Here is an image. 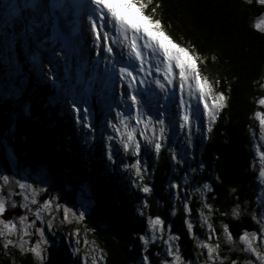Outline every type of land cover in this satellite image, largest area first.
Listing matches in <instances>:
<instances>
[{
	"label": "trees",
	"instance_id": "1",
	"mask_svg": "<svg viewBox=\"0 0 264 264\" xmlns=\"http://www.w3.org/2000/svg\"><path fill=\"white\" fill-rule=\"evenodd\" d=\"M14 2L21 7L22 16L29 15L31 9L23 8L26 0ZM11 3L13 0H0V171L11 173L12 160L17 168L30 173L45 169L52 177V191L63 195L60 202L74 206L79 194L87 189L94 208L84 220L85 230L103 248L104 264H139L143 256H148L151 264H164L168 231L180 237L176 243L186 262L200 258L198 239L189 235L185 220L193 224L200 240L209 241L201 212L215 230L210 242L216 244L219 237L218 264L220 260L223 264L247 262L239 236L245 231L261 233L253 217L261 219L262 209L259 173L264 168L260 162L264 128L256 113L264 114V106L258 104L264 98V32L257 30L255 23L264 15V5L257 0L251 4L247 0H153L148 11L160 5L155 18L174 43L200 57L197 67L201 75L215 94L226 97L227 106L209 125L204 123L207 117H203L200 105L201 119L192 121L193 138L180 127L169 128L159 156L142 146L144 159H140L147 168L143 182L152 189L144 194L136 186L137 178H130V171L121 170L119 162L110 163L106 155L109 141L104 144L102 140L107 120H115L108 105L128 111L113 99L116 85L112 90L105 88L99 79L105 71L101 74L98 70L97 79L90 83L93 76L87 78L85 89L80 86L79 93L77 76L82 71L66 62L64 78L58 74L52 80L44 77L38 57H28L19 41L10 46L13 35L21 31V26H13L9 19L10 8L6 5ZM53 42L51 37L46 38L40 54L51 53ZM61 81L72 89L63 88ZM152 88L155 90L154 85ZM77 96L80 105L92 112L91 132L83 122H76L71 101ZM172 111L178 110L173 107ZM5 144L10 145L9 160ZM173 154L176 160L171 158ZM172 183L180 186L178 191L170 187ZM205 183L211 192L203 188ZM185 197L191 215L183 210ZM205 204L213 210L211 213ZM233 209H238L240 215L234 216ZM149 217L162 219L165 232L162 239L146 247L140 237L149 234ZM224 225L232 233V243L223 237ZM56 248L66 264H81L72 258L67 239L63 238ZM0 264L38 262L30 251H7L0 245Z\"/></svg>",
	"mask_w": 264,
	"mask_h": 264
},
{
	"label": "snow or ice",
	"instance_id": "2",
	"mask_svg": "<svg viewBox=\"0 0 264 264\" xmlns=\"http://www.w3.org/2000/svg\"><path fill=\"white\" fill-rule=\"evenodd\" d=\"M247 2L251 4L252 0H247ZM257 3L264 5V0H257ZM152 5L153 0H26L23 8L31 9V14L28 16L21 15V7L14 0L10 5H6L10 8L9 19L12 20V25L21 26L18 35H13L10 46L19 41L27 49L29 41H38L39 37L51 27L53 29L51 39L54 42L56 40L62 41L61 48L53 51L54 56H60L62 53L70 56L72 52L76 51L74 47L70 46L68 38L58 28L61 17L67 21L69 10L73 8L76 10L74 15L77 19L71 21V23L77 25L72 30L73 36L78 34L80 25L84 23V20L80 17L83 15L86 18L87 31L92 36L96 56L101 57L102 53L105 54L101 59L95 61V66L101 63L111 65V68H105L104 77L99 79L105 88L112 90L116 83L115 77L118 75L120 86L124 89L120 95V103H123L128 111L117 110L114 118L116 122L108 119L107 126L112 129L115 137L119 138L117 143L120 144L123 151L137 158L131 165H124V168L134 173L138 181L136 186L144 194L151 193L152 189L143 182L147 168L140 159L142 145L140 140L137 139V130H139L140 138L144 141V147L146 149L150 147L159 156L167 142L169 128H174L177 123L180 129L186 130L190 138L193 119H201L200 105H203L202 115L208 118L209 125L216 121L220 110L227 106L226 97L223 94H215L207 78L201 75L200 69L197 67L200 57L195 55L192 50L178 46L173 42L165 32L161 21L155 18L156 9L160 5L153 6L150 13L148 9ZM57 10L60 12V16L56 15ZM255 28L264 32V19L256 23ZM39 43L42 44L43 41ZM113 46L119 49L118 53L114 51ZM117 55L121 60H126V63H119L118 66ZM33 59L35 60L36 57L34 56ZM148 77H151V79H147ZM96 79L97 76L94 71L90 83ZM153 85L158 93L153 90ZM87 90L91 91L90 88ZM193 100L196 101L195 105L191 103ZM81 102V100L73 97L71 101L72 111L76 113V122H83V126L91 132L94 126L89 123L90 110L87 107L83 108V115L81 116V108L79 107ZM258 104L264 106V98H260ZM108 107L110 111L114 110L111 104ZM173 107L178 111L173 112ZM256 116L259 119L260 126L264 128V114L257 112ZM130 121L135 122V127L130 124ZM211 130L209 126L208 131ZM115 137L113 135L107 136L109 144L106 155L107 159L113 164L116 161L113 157L110 142ZM171 158L176 160L175 154ZM260 159L264 161V153L260 155ZM176 162L181 163L178 160ZM259 175L264 180V169L260 171ZM3 180L5 184L0 186V216H4L9 204L12 208L17 207L16 203L11 202L10 199L17 193L8 191L7 198L2 194L8 184V177H3ZM16 183L21 190L18 194L22 195L25 201L20 206L28 208L29 203L37 204L36 190L32 189V185L19 181ZM185 183H187V180H185ZM170 187L177 191L180 188L175 183L170 184ZM203 188L208 192L212 191V188L206 183ZM29 189L32 190L30 200L28 195L24 194ZM201 195L203 196V192ZM144 207H148L147 201L144 202ZM205 207L208 208L209 213L213 211L207 204H205ZM57 210H59L58 205L46 201L33 214L37 220H41V223H43L41 219L42 211L51 214L52 211ZM183 210L185 214L191 215L187 197H185ZM63 211V220L68 221L69 209L64 208ZM172 214L175 215V212ZM73 215L76 214L73 213ZM141 215H143L142 212ZM200 215L202 222L208 226V239L212 240L215 236V230L208 223V217L203 212ZM233 215L239 216V210L233 209ZM78 218L82 220L84 213L81 212ZM253 218L255 219V217ZM26 219L27 217H21L20 224L24 225ZM260 223L261 235L258 236L256 233L245 231L239 236V240L244 245V251L255 257V262L264 264V249L258 248L254 243L257 241L264 242V222ZM148 224L153 233V241L158 238L162 239L165 232L164 221L159 217H149ZM185 225L189 235L195 239L196 234L194 233L193 224L189 220H185ZM28 227H32V225H28ZM51 227L52 225L49 223L48 228L51 229ZM16 231V224L10 220L7 222L0 220V237L11 236ZM36 231L44 244H47L48 241L44 239V230L37 228ZM157 232L160 233L159 237L156 235ZM222 232L224 239L232 243L233 236L227 225L222 226ZM28 234L25 230L24 235ZM179 239V236L169 234L168 239L165 241L167 245L166 255L171 257V264H186L180 254L179 247L175 243ZM140 240L145 246L149 243L144 236H141ZM216 240V244L203 241L197 243L199 248L207 250V262H211V264H216V261L220 259L219 237H216ZM10 244L11 241L6 240L4 247L7 248ZM28 250L42 258L39 245ZM142 264H150L147 256H143ZM220 264H223V260H220ZM232 264H235V261ZM247 264H254V262L249 260Z\"/></svg>",
	"mask_w": 264,
	"mask_h": 264
},
{
	"label": "rangeland",
	"instance_id": "3",
	"mask_svg": "<svg viewBox=\"0 0 264 264\" xmlns=\"http://www.w3.org/2000/svg\"><path fill=\"white\" fill-rule=\"evenodd\" d=\"M75 11L76 10L74 8L70 9L68 16H67V21H65V19L61 17L62 20H59V23H58V28L60 32L63 33L66 37H68L69 40L72 39L74 41L72 44H73V47L76 49V51L72 52L70 56H66L62 53L60 56L49 57L51 53L46 52V51L40 54V50L38 49L39 47L38 44L34 41H29V45L27 47L29 54H31L33 57L34 56L38 57V60H40L41 65H42V74L44 77L48 78L49 80H52V77H54L56 74H60V76H63L64 63L67 60H68V64L72 65L74 69L76 70L78 67V60L80 59L87 60L88 64H91L93 61V63L95 64V61L97 59H101L102 56L105 55L102 53L101 57L96 56V50L94 49L93 44H92V36L90 32L87 31V22H86V18L83 17V15L80 17L82 20H84V23L80 25V31L78 32L77 35L75 36L72 35V30L77 27L76 24L71 23V21L77 19V17L74 15ZM56 15L60 16V12L58 10L56 12ZM262 19H264V15L260 17L256 21V23H258ZM50 31H53L51 27H49L45 31V33L39 37V42L43 41L45 38H49L48 35ZM61 44H62V41L60 40H57L56 43L53 42V45H54L53 51L60 49ZM113 48H114V51L118 53L119 49H117L116 46H113ZM116 61L126 62V60H121L119 55L116 56ZM40 62L38 61V64ZM102 65L111 67L110 64L102 63ZM96 70L97 68H95V74L97 73ZM92 73L94 72L92 71ZM115 85L116 86H115V97L114 98H115V103L118 105L119 104L118 101H120V95L124 91V89L120 86L119 80ZM63 88H66V87L63 85ZM193 102H195L196 104L195 100H193ZM129 104H130V101H129ZM79 107L81 108V112L83 113L82 110L86 106L82 104V105H79ZM201 112H203V107L201 109ZM113 113L114 115L116 114L114 110H113ZM113 122H116V121L113 120ZM205 122L209 123L208 118H204V123ZM130 124L133 127H135L134 121H130ZM176 126L179 127V124L177 123ZM102 135H103L102 140L104 141V144L108 141L107 140L108 135H113L115 137V134L112 132V129L108 127L107 125ZM190 138H193L192 132H191ZM118 139H119L118 137H115L114 140L110 142L112 149H113L112 150L113 157L116 162L120 163L121 170H125L124 165H131L132 163L135 162L137 158L128 153H125L123 149L121 148L120 144L117 143ZM137 139L140 140L141 145L144 147V141L140 138L139 130H137ZM188 140L191 142V139L188 138ZM3 148L5 149L8 160L11 159L12 154L10 150V145L5 144ZM148 149H151V148L148 147ZM0 150H2V148H0ZM141 158L143 160L144 156L141 155ZM125 159H127V161H125ZM260 162L264 164V161H262L261 159H260ZM15 163L16 162L12 160L11 173L7 174L3 170L0 171V186H3L5 184L3 177L5 176L8 177V184L5 186L4 192L2 194L5 195V197L7 198L8 191L17 193V195H13L10 198L11 202L16 203L17 207L12 208L9 204L4 216H0V220H5V222L10 220L12 223L16 224L17 231L13 233L11 236L1 237V245L4 247L5 241L10 240L11 244L9 245V247L7 248L4 247V248L7 251L19 250L21 251V253H26L27 251H29L28 250L29 248L39 245L41 248V252H42V258L36 256L35 254L34 256L38 264H44L48 259V248L51 246H55V247L61 246L62 239L65 238L70 242L73 259H78L81 262V264H94V262L95 264H104L105 252L103 248L96 242L94 238L87 236V232L85 230L84 220L89 215L90 209L94 208V204H93L94 200L90 199V196H88L90 195L89 191L87 189H84L79 194L80 197H79L77 206L67 204L65 202H60L63 198V195L59 191L57 192L52 191V189L50 188L53 185L52 177L45 169H41L40 171L36 173H30L28 172V170H21L20 168H17ZM129 176L130 178L135 179V175L132 171H130ZM17 181L32 185V189L36 190L35 198L37 200V204L33 205L29 203L28 208H23L20 206L24 204L25 201L23 199V196L18 194L20 193L21 190L19 189L16 183ZM261 183H262V190H261V197L259 198V205L262 208L261 209V219L259 218H255V219L257 221L264 222V180L261 179ZM24 194L28 195L29 200L32 198L31 189L27 190ZM46 201H51L53 205H58L59 210L52 211L51 214H49V212L47 211H42L41 219L43 220V223H41V220H37L33 213L39 210L41 206L43 205V203ZM64 208L69 209L68 221L63 220ZM17 210H19L20 212H17ZM10 212H13L11 215L12 217L9 216ZM81 212L84 213V218L82 220L78 218ZM73 213H75L76 215L74 216ZM21 217H27L24 225L20 224ZM260 222H259V225L261 226ZM49 223H51L52 225L51 229L48 228ZM28 225H32V227H28ZM37 228H42L44 230V233H45L44 239L48 241L47 244H44V242L41 240L39 233L36 231ZM25 230L29 233L28 235H24ZM77 233H79V235H77ZM169 234L171 233L168 231L165 235L166 239L164 238L165 241L168 239ZM195 234L198 239V242L203 241L199 239L197 233ZM156 235L159 237L160 233L157 232ZM257 235L259 236L261 235V233ZM152 236H153L152 230L151 228H149V234L147 236H144L145 239L149 241L148 244L152 242H156L160 239L158 238L153 241ZM165 241H164L165 248H164L163 263L171 264V257H168L166 255L167 245ZM203 242L212 244L210 240L203 241ZM254 243L256 244V246H258V248L264 249V242L257 241ZM148 244L146 245V247L148 246ZM199 249H200V258L187 261L186 264H188V262H190V264H211V262H207V250L201 249V248ZM242 253L243 255L247 257L248 261L252 260L254 264H258V262H255V257L251 256L250 253L244 251V245H243ZM148 259L150 260L149 257ZM139 264H142V263H139ZM216 264H218V260L216 261ZM243 264H247V262H243Z\"/></svg>",
	"mask_w": 264,
	"mask_h": 264
},
{
	"label": "water",
	"instance_id": "4",
	"mask_svg": "<svg viewBox=\"0 0 264 264\" xmlns=\"http://www.w3.org/2000/svg\"><path fill=\"white\" fill-rule=\"evenodd\" d=\"M17 212H20L17 210ZM13 212H10L9 216L12 217ZM8 217V216H7ZM0 245H1V237H0ZM44 264H66L65 260L61 256V253L55 246H51L48 248V259Z\"/></svg>",
	"mask_w": 264,
	"mask_h": 264
},
{
	"label": "bare ground",
	"instance_id": "5",
	"mask_svg": "<svg viewBox=\"0 0 264 264\" xmlns=\"http://www.w3.org/2000/svg\"><path fill=\"white\" fill-rule=\"evenodd\" d=\"M62 20V19H61ZM83 43V42H82ZM153 87V86H152Z\"/></svg>",
	"mask_w": 264,
	"mask_h": 264
}]
</instances>
